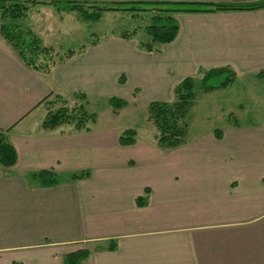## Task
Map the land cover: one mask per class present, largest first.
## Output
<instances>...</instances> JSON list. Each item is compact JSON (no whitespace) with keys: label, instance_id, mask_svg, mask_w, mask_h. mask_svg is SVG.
Wrapping results in <instances>:
<instances>
[{"label":"crops","instance_id":"obj_1","mask_svg":"<svg viewBox=\"0 0 264 264\" xmlns=\"http://www.w3.org/2000/svg\"><path fill=\"white\" fill-rule=\"evenodd\" d=\"M30 13L19 26L42 43L41 30H60L50 20L76 11ZM175 15L160 51L113 33L49 72L22 61L0 17V128L17 151L0 167V264H64L79 249L78 264H264V122L229 121L169 149L138 133L123 144L114 124L43 125L51 94L172 101L185 77L223 66L264 81V8Z\"/></svg>","mask_w":264,"mask_h":264},{"label":"trees","instance_id":"obj_2","mask_svg":"<svg viewBox=\"0 0 264 264\" xmlns=\"http://www.w3.org/2000/svg\"><path fill=\"white\" fill-rule=\"evenodd\" d=\"M54 5L60 11H78L85 19H98L103 11L133 9L127 4L145 3L154 6L153 9L165 12L162 16L163 21L158 24L147 26V31L151 36L150 40L140 41V45L147 51H160V45L173 41L179 32V23L174 15L185 12H216L229 10H255L264 8V0H110L103 1L90 11L85 7L89 0H32ZM95 1V0H92ZM20 0H0V10L4 15L10 14L11 17H19ZM17 5L18 7H14ZM161 18V16H158ZM1 31L7 41L11 43L22 61L29 67L37 70L49 72L58 62L64 61L76 52L72 49L60 53L52 46H44L40 39L30 30L22 28L13 23L4 22L1 24ZM123 38L133 36L132 32L121 31ZM96 42V41H92ZM82 48V47H81ZM40 55H43L39 57ZM45 55V56H44ZM44 57H47L45 60ZM49 59V60H48ZM236 72L230 67H216L203 72L201 86L205 90L224 88L232 83L236 78ZM122 77V76H121ZM122 80V78H121ZM196 79L189 76L185 77L175 87V98L172 101L152 100L148 104L147 118L156 128L155 137L157 144L163 149L175 148L186 142L187 135V113L193 104L195 96ZM54 98H52V97ZM51 100L57 106L50 108L43 125L47 127H59L61 125H73V129L89 130L97 120L95 112L89 110L88 96L83 92L68 94L50 95ZM81 102H78V100ZM70 100V104L68 101ZM73 103V104H71ZM110 103L114 112H118L127 104L124 98L113 96ZM137 131L127 128L120 135V142L130 144L136 142ZM17 161V151L9 139L8 129L0 128V167L10 168ZM34 175L42 179L44 184H53L56 180L52 170H41ZM87 249H79L70 253L65 259L64 264H78L79 260L88 255Z\"/></svg>","mask_w":264,"mask_h":264},{"label":"rangeland","instance_id":"obj_3","mask_svg":"<svg viewBox=\"0 0 264 264\" xmlns=\"http://www.w3.org/2000/svg\"><path fill=\"white\" fill-rule=\"evenodd\" d=\"M103 1L110 0H89L85 7L90 11ZM43 4L46 3L20 0L18 6L21 15L14 18L7 14L3 18L4 13L0 10L2 23L6 21L19 25V22H23L24 17L22 16H25L28 12L33 15L37 11L43 13L42 18L44 21L48 16L47 14L59 11L54 5ZM18 6L14 5V7ZM126 6L133 9L108 10L110 13H104L100 19H83V17L78 19L77 15L82 16V14L76 11L74 15L66 16L62 23L59 18H57V21L50 20L53 22V26L59 24L60 30L55 35L53 33L46 34L47 29L41 30L42 44L52 46L56 51L63 53L68 50L79 49L90 41L103 40L106 35L121 31L132 32L138 41L150 40L151 36L147 31V26L163 21L162 16L165 12L153 9L157 5L153 6L145 3L127 4ZM158 16H161V18ZM174 17L177 21L176 15ZM41 56L43 55L39 57ZM44 58L47 60V57ZM249 80L240 77L224 88L213 90H205L202 88L201 83L197 82L193 104L186 116L188 126L186 141L194 140L215 127L220 128L229 121L236 120L242 124L263 123L264 81H255V78ZM78 102H81V100L79 99ZM68 103L70 104V100ZM57 104H49L47 101L48 111ZM88 107L91 112H95L97 115V120L93 123L96 126L114 124L122 129H135L140 139L155 137L156 128L147 118L148 102L146 100L128 101L126 106L115 113L110 98L92 97L89 99ZM66 126L73 127V125L68 124Z\"/></svg>","mask_w":264,"mask_h":264}]
</instances>
